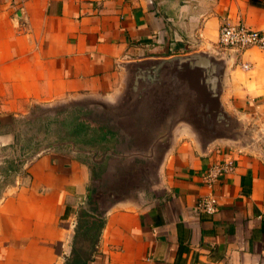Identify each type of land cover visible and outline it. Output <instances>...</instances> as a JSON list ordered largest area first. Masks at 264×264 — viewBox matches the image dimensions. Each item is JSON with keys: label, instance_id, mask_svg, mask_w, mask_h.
Here are the masks:
<instances>
[{"label": "crops", "instance_id": "0c3cea01", "mask_svg": "<svg viewBox=\"0 0 264 264\" xmlns=\"http://www.w3.org/2000/svg\"><path fill=\"white\" fill-rule=\"evenodd\" d=\"M225 21L264 28V0H0V150L22 102L114 103L137 62L201 50L228 56L225 100L252 122V134L205 140L180 107L149 111L156 177L105 209L93 264H264V50L220 49ZM76 156L39 154L24 165L30 180L19 174L3 190L0 264H65L90 180ZM227 160L233 170L210 187L208 170ZM211 192L216 211L198 212Z\"/></svg>", "mask_w": 264, "mask_h": 264}, {"label": "trees", "instance_id": "16d2710c", "mask_svg": "<svg viewBox=\"0 0 264 264\" xmlns=\"http://www.w3.org/2000/svg\"><path fill=\"white\" fill-rule=\"evenodd\" d=\"M94 106L102 105L94 103ZM29 114L12 119L13 143L10 155L0 160V185L3 190L23 174L30 173L24 165L39 154L51 150L71 155L70 152L89 158L86 162L91 179L100 178L107 166L111 150L115 148L118 131L112 120H103L98 112L78 101H69L44 107L33 104ZM69 152H64L63 150ZM94 185L88 184L87 193L76 210V223L71 253L65 264H93L99 254L98 244L106 223V210L93 196ZM86 200V204L85 203Z\"/></svg>", "mask_w": 264, "mask_h": 264}, {"label": "water", "instance_id": "95a60500", "mask_svg": "<svg viewBox=\"0 0 264 264\" xmlns=\"http://www.w3.org/2000/svg\"><path fill=\"white\" fill-rule=\"evenodd\" d=\"M228 62V56L203 50L137 62L130 72L129 99L144 100L150 111L162 103L180 107L183 122L205 140L249 135L250 122L242 121L225 100Z\"/></svg>", "mask_w": 264, "mask_h": 264}, {"label": "rangeland", "instance_id": "374dc122", "mask_svg": "<svg viewBox=\"0 0 264 264\" xmlns=\"http://www.w3.org/2000/svg\"><path fill=\"white\" fill-rule=\"evenodd\" d=\"M153 1L156 6H159L161 2H165V0ZM127 83L129 84H127L124 92L114 103L105 102L102 99L96 100L88 96L69 97L65 100V102H81L90 110L98 112L103 120L108 119L116 123L118 131L117 142L115 148L109 153L107 166L101 173L100 178L92 180L90 173L89 180V184L94 185L93 196L99 198V206L104 210L114 201L113 198L115 196L138 199L140 194L150 187L151 182L156 177L155 164L158 158L149 146L153 143L150 133L158 128V122L148 117L150 107L145 104L144 100L139 104L136 103L134 97L129 99V95L132 94H130L129 90L130 82ZM97 102L103 103L105 107L94 106L93 103ZM33 103L31 101L27 107V103L22 102V106L16 117L21 118L23 114H29ZM60 103L64 102L41 105L48 107ZM250 125L252 126V122ZM250 129L252 134L254 130ZM50 151L47 150L46 152ZM63 151L69 152L66 149ZM10 153L11 150L9 149L0 150V160L10 155ZM70 153L72 154V152ZM78 157L88 162L91 161L83 155H78ZM31 159L33 158L31 157ZM2 193L3 188L0 185V195ZM84 204H86V200Z\"/></svg>", "mask_w": 264, "mask_h": 264}, {"label": "built area", "instance_id": "2783aa9c", "mask_svg": "<svg viewBox=\"0 0 264 264\" xmlns=\"http://www.w3.org/2000/svg\"><path fill=\"white\" fill-rule=\"evenodd\" d=\"M218 46L222 50L236 52L253 47L264 50V28L254 29L240 21L236 23L222 22L219 27ZM241 65L245 69L250 68V64L247 62H242ZM233 168L232 160L215 164L206 174L207 184L212 187L220 175L228 173ZM217 205V196L211 192L200 196L195 203V208L198 212L212 213L216 211Z\"/></svg>", "mask_w": 264, "mask_h": 264}]
</instances>
